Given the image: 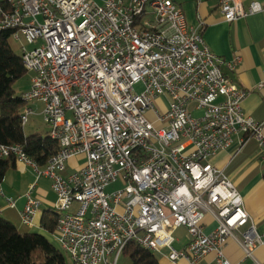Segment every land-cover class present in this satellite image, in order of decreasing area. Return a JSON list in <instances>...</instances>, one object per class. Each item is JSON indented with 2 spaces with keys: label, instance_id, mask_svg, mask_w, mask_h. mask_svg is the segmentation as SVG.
Returning a JSON list of instances; mask_svg holds the SVG:
<instances>
[{
  "label": "built area",
  "instance_id": "obj_1",
  "mask_svg": "<svg viewBox=\"0 0 264 264\" xmlns=\"http://www.w3.org/2000/svg\"><path fill=\"white\" fill-rule=\"evenodd\" d=\"M218 7L228 23L263 11L256 1ZM3 30L13 31L31 73L22 100L42 105L59 151L40 168L20 145L0 143V159L13 157L51 181L52 236L71 264H119L130 242L162 255L160 264H233L224 253L229 241L243 262L260 264L253 253L263 237L214 161L229 150L232 161L253 140L264 163L262 125L243 113L247 92L222 73L201 26L188 28L170 0H0ZM32 114L23 108V127ZM116 182L124 188L106 193ZM33 188L19 214L28 228L39 208ZM178 227L190 237L179 252Z\"/></svg>",
  "mask_w": 264,
  "mask_h": 264
},
{
  "label": "crops",
  "instance_id": "obj_2",
  "mask_svg": "<svg viewBox=\"0 0 264 264\" xmlns=\"http://www.w3.org/2000/svg\"><path fill=\"white\" fill-rule=\"evenodd\" d=\"M252 1L258 2L263 11L228 23L221 17L218 0H170L183 13L188 28L197 29L201 26L205 45L224 62L221 66L222 73L247 92L241 105L243 113L261 124L264 134V0H241V3L247 8ZM231 64L235 66L234 69L229 68L228 65ZM256 148V142L252 140L232 161V150H229L219 153L214 163L216 167L225 170L240 193L245 210L264 240V163L258 160ZM74 166L75 163L69 164L70 169ZM28 171L34 173L30 166L16 161L14 167L7 171L0 183V217L19 223V214L27 201L28 188L34 185L33 200L39 202V208L33 218L32 230L46 237L40 222L45 211L53 210L46 200L47 192L51 190V181L44 177L34 178L33 181L29 176H20ZM10 174L16 176L17 185L6 181ZM46 180L49 181L45 182ZM12 191L16 192L13 194ZM32 192L30 198L33 197ZM14 195L17 198L13 199ZM9 201L14 203V207H10ZM225 252V256L233 264L243 262V253L233 241L228 242ZM253 256L260 264H264V246L257 247ZM242 264L253 262L245 260Z\"/></svg>",
  "mask_w": 264,
  "mask_h": 264
},
{
  "label": "trees",
  "instance_id": "obj_3",
  "mask_svg": "<svg viewBox=\"0 0 264 264\" xmlns=\"http://www.w3.org/2000/svg\"><path fill=\"white\" fill-rule=\"evenodd\" d=\"M12 30L0 31V143L20 145L29 159L43 168L58 151V144L49 133L27 136L21 124V111L27 106L13 89L16 81L26 75L19 44L12 39ZM257 149V148H256ZM15 159H0V183ZM264 180V174L262 175ZM58 213L47 210L41 218V228L53 234ZM20 220V219H19ZM0 264H66L63 253L50 240L19 223L0 217ZM119 264H160L156 254L130 242L124 248Z\"/></svg>",
  "mask_w": 264,
  "mask_h": 264
},
{
  "label": "rangeland",
  "instance_id": "obj_4",
  "mask_svg": "<svg viewBox=\"0 0 264 264\" xmlns=\"http://www.w3.org/2000/svg\"><path fill=\"white\" fill-rule=\"evenodd\" d=\"M25 46H26V50L27 51H31V50H33L36 47L35 45H25ZM15 52H16V54L18 56H21L20 48L17 49ZM30 80H31V73L26 72V75L22 79L16 81V83L13 86V89L15 91L16 96H22L25 93L29 92V90H30ZM143 91H144V87H143L142 84H139V85L135 86V92L136 93L140 94ZM27 106L30 109L33 110V114L28 117V121H27V123L24 126L25 135H27V136H32V135H36V134L43 135V134L47 133L49 127L43 121V115H42L43 107H42V105L40 103L33 102V103H29ZM154 106H155V109L157 110V112H159L161 115L164 114L165 108H164L163 103H162V101L160 99L154 102ZM198 114L199 113H194L193 115L194 116H198ZM82 161H83V157L82 156H78L76 159H73L68 164H71V163L73 164V163L77 162L78 165H79ZM33 174H32L31 171H28L25 174H20V176L23 177V178H26L27 176H29V178H33V181H34L35 180L34 178H36V177ZM15 177L16 176L14 174H10V176H8V178H6V181L8 183L14 182V184L17 185V183L15 181V179H16ZM42 179H43V177H42ZM47 181H49V180H46L45 182H47ZM123 188H124V186H123V184L121 182H116V183L110 184L105 189V192L106 193H112V192L117 191V190H122ZM14 189L16 190L15 187H14ZM12 192L14 194L16 191L15 192L12 191ZM33 193H34V191L32 192V195H33ZM0 198H2L1 195H0ZM15 198H17V196L14 195L13 199H15ZM31 198L34 199L35 198L34 195H33V197L31 196ZM46 200H47V202L50 203V207L53 208L54 203L56 201V196L51 190L47 192ZM76 208H77V205L74 204L72 209H71V211H75ZM214 227H215V224H211L210 227H207L205 229V233L210 232L211 230L214 229ZM45 235L50 240V242L57 249H59L58 244H57L56 240L53 238L52 234H48L46 232ZM173 238H174V242L172 244V248L174 250H176L177 252L183 250V248L186 246V244L190 240L188 232H187L186 228H184V227H178L173 233ZM167 253H168V250H164L163 251V255L167 254ZM225 254H226V252H225ZM63 255H64V258H65L66 264H71V261L69 260V258L65 254H63ZM156 257L158 258V260L160 262L162 255H158L157 254Z\"/></svg>",
  "mask_w": 264,
  "mask_h": 264
}]
</instances>
